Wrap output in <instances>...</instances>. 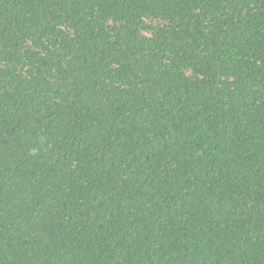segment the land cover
I'll list each match as a JSON object with an SVG mask.
<instances>
[{"label":"trees","instance_id":"16d2710c","mask_svg":"<svg viewBox=\"0 0 264 264\" xmlns=\"http://www.w3.org/2000/svg\"><path fill=\"white\" fill-rule=\"evenodd\" d=\"M0 264H264V0H0Z\"/></svg>","mask_w":264,"mask_h":264}]
</instances>
